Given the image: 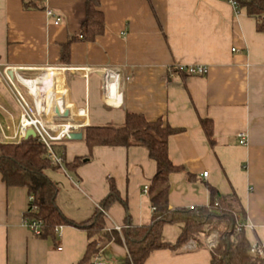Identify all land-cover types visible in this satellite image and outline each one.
I'll return each instance as SVG.
<instances>
[{
  "label": "crops",
  "instance_id": "1",
  "mask_svg": "<svg viewBox=\"0 0 264 264\" xmlns=\"http://www.w3.org/2000/svg\"><path fill=\"white\" fill-rule=\"evenodd\" d=\"M85 1L44 0L43 10L26 11L22 0H0V74L6 71L60 130L121 126L126 112L179 130L168 138L169 159L183 168L169 177V207H207L210 188L234 194L245 212L247 241L264 244V34L254 19L224 0H100L104 33L72 43L68 64L61 65L60 46L79 34ZM46 10L60 22L54 24ZM191 66L206 74L168 73ZM19 116L13 89L0 78V143L21 140ZM205 119L211 143L200 124ZM52 148L64 163L45 174L58 187L56 205L66 218L75 224L90 219L112 179L126 207H109L107 230L122 228L127 215L133 226L150 223L152 208L142 190L155 163L146 148L95 147L89 153L82 138L66 137ZM75 157L83 162L70 170L65 164ZM28 199L26 188H7L0 176V264H79L86 231L61 226L54 240L36 237L23 219ZM181 229L165 225L162 240L174 242ZM126 256L114 242L98 255L113 264H124ZM144 264H210V252L189 241L174 253L155 251Z\"/></svg>",
  "mask_w": 264,
  "mask_h": 264
},
{
  "label": "trees",
  "instance_id": "2",
  "mask_svg": "<svg viewBox=\"0 0 264 264\" xmlns=\"http://www.w3.org/2000/svg\"><path fill=\"white\" fill-rule=\"evenodd\" d=\"M236 11H244L254 19L256 31L264 34V0H233ZM44 0H22L23 9L43 10ZM104 16L100 10V0L85 1V15L78 35L70 36L60 46V64L66 66L69 61V48L75 42H93L104 33ZM169 75L177 73L178 67H170ZM207 140L211 143L212 126L207 119L200 120ZM82 140L89 153L95 147H143L148 150L150 159L155 163V174L147 186L152 208L148 225L133 226L129 216L120 232L107 230L104 213L110 206L119 202L126 207L112 179L108 180V194L96 207L90 219L75 224L66 218L56 205L58 187L46 176L45 171L57 168L49 152L36 138L21 139L18 143H0V176L4 185L23 187L27 190L28 203L23 214L24 221L30 225L38 223L40 239H55V230L61 226H75L86 231L89 240L87 249L79 264H92L104 245L110 242L121 244L126 249L124 264H144L146 259L157 250L176 252L189 241L198 248H206L205 236L215 232L218 238V250L210 252V264H264L250 254L251 245L245 237V212L237 197L219 195L210 188V202L207 207L193 209L175 208L168 204L169 177L183 171L175 166L168 156V138L179 132L161 119L147 121L143 115L126 112L121 126H88L81 130ZM53 147V145H52ZM55 154V150H53ZM60 160L64 163L63 156ZM83 158L75 157L65 164L75 170ZM181 224L182 229L174 242L161 238L165 225Z\"/></svg>",
  "mask_w": 264,
  "mask_h": 264
},
{
  "label": "built area",
  "instance_id": "3",
  "mask_svg": "<svg viewBox=\"0 0 264 264\" xmlns=\"http://www.w3.org/2000/svg\"><path fill=\"white\" fill-rule=\"evenodd\" d=\"M228 2L234 9H236V3L233 0H224ZM46 15L50 18H53V12L50 10H46ZM54 24H58L60 22L59 17H54ZM179 71L185 72L188 76H203L206 74V69L201 66H191V67H178ZM0 78H3L4 80H7L8 84L13 89L17 104L20 109V116H19V123L17 127V136L19 139H25L27 130H32L35 134V138L46 147V149L49 152L50 158L53 160V162L57 165H60L61 160L56 157V155L52 151V145L55 142L61 141L65 137H68L69 126L65 127V129L60 130V125L55 122H48L43 118L42 113L40 111L36 110L30 102L27 101V99L22 95V93L19 91V89L14 86L11 81L9 80L6 71H3L0 74ZM75 127V126H74ZM59 128V130H58ZM241 141L240 144L244 145L245 142L243 141V136L241 135ZM207 173H203L202 177L206 178ZM143 193L147 194V187L143 188ZM99 208V205L97 206ZM190 209H193L191 207ZM104 216L106 218V215L104 213ZM38 223H32L28 225L26 223V226L35 234L37 235L39 233L37 228ZM57 228L55 231L58 232ZM113 230L120 232L121 228L118 226H115L112 228ZM217 234L215 232L208 233L204 238V243L206 245V248L209 251H214L218 247L217 243ZM250 254L253 256L264 259V244L255 243L251 245L250 247ZM92 264H113L111 262L102 260L99 257H96Z\"/></svg>",
  "mask_w": 264,
  "mask_h": 264
},
{
  "label": "water",
  "instance_id": "4",
  "mask_svg": "<svg viewBox=\"0 0 264 264\" xmlns=\"http://www.w3.org/2000/svg\"><path fill=\"white\" fill-rule=\"evenodd\" d=\"M27 138H35V134L31 129L27 130L26 132L25 139ZM81 138H82V134L80 132H70L67 137V139L69 140H80Z\"/></svg>",
  "mask_w": 264,
  "mask_h": 264
},
{
  "label": "rangeland",
  "instance_id": "5",
  "mask_svg": "<svg viewBox=\"0 0 264 264\" xmlns=\"http://www.w3.org/2000/svg\"><path fill=\"white\" fill-rule=\"evenodd\" d=\"M213 232V231H212ZM211 233V232H210ZM218 239V238H217ZM217 243H218V240H217ZM218 245V244H217ZM219 248L217 247V249L216 250H218Z\"/></svg>",
  "mask_w": 264,
  "mask_h": 264
}]
</instances>
